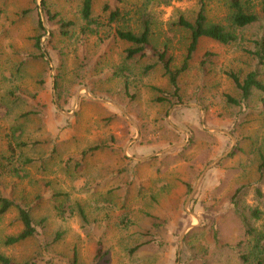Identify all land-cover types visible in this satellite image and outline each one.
I'll list each match as a JSON object with an SVG mask.
<instances>
[{
	"label": "rangeland",
	"instance_id": "obj_1",
	"mask_svg": "<svg viewBox=\"0 0 264 264\" xmlns=\"http://www.w3.org/2000/svg\"><path fill=\"white\" fill-rule=\"evenodd\" d=\"M44 3L57 18L75 23L69 35L58 34L41 0H21L20 37L7 38V46L0 48V193L30 207L42 225L33 238L6 247L4 238L19 226L14 211L0 216V253L18 263L70 264L76 251L77 264H92L100 241L103 264H202L194 255L206 264H242L238 255L246 252L248 241L226 211L232 192L257 178L264 115L258 97L249 108L229 105L224 97L238 96L226 72L245 74L254 66L245 50L251 49L257 25L242 29V39L232 45L201 40L194 61L178 78L182 101L168 107L154 101L155 88L169 89L160 68L143 72L154 62L150 51L126 61L128 44L114 39L113 32L139 31L143 6L155 22L152 44L159 51L166 46L172 66L179 67L188 36L173 23L179 13L192 19L197 1L171 0L163 6L145 0H96L92 14L103 25L85 35L80 34L81 0ZM204 3L210 21L223 18L221 3ZM106 5L120 10V19L110 26ZM38 21L43 32L36 29ZM38 33L43 58L36 57L33 47ZM205 52L213 56L202 73L198 62ZM89 96L121 106L134 126L119 110ZM27 111L33 113L20 119ZM8 141L23 143L17 148L23 169L18 176L6 174ZM100 142L106 149L82 157ZM151 155L137 163L131 158ZM219 157L191 194L204 168ZM26 159L32 164L22 163ZM56 192L71 217L62 219L52 208L50 197ZM262 224L264 220L258 227ZM190 225L194 227L181 239Z\"/></svg>",
	"mask_w": 264,
	"mask_h": 264
},
{
	"label": "trees",
	"instance_id": "obj_2",
	"mask_svg": "<svg viewBox=\"0 0 264 264\" xmlns=\"http://www.w3.org/2000/svg\"><path fill=\"white\" fill-rule=\"evenodd\" d=\"M96 0H81L79 16L84 25L80 29V34L85 35L92 33L95 29L102 27V23L93 17L92 9ZM150 3H156L158 5L167 6L171 0H145ZM197 1L200 6L192 19H187L184 15L178 14L173 26L187 33L188 43L186 46L184 57L179 67L172 66V57L168 55L166 46L159 51L153 44V26L154 18L151 14L143 12L140 8L139 13V31L132 29H116L113 32L114 39L128 44L124 48V58L126 61H130L136 56L146 54V51H150L154 62L144 68L143 72H149L153 68H160L163 77L169 84V89L155 88L154 101L160 104H166L168 107L180 103L182 101L180 88L178 86V78L184 73L190 64L194 61L196 52L201 40H210L223 46L235 44L241 38L240 31L246 27L257 25L258 33L253 40L250 41L251 49L245 50L248 57L254 62V66L251 70L245 74H239L233 71L226 72V76L231 81L233 87L238 93L237 97L231 95H225L224 99L227 104L235 107H247L253 103L254 98L258 97L257 103L260 113L264 115V81L261 79V69L264 68V0H194ZM205 1H217L221 3L224 8V16L219 21H210L207 16ZM41 6L43 12L47 18L55 20L57 23V32L61 36L69 35L70 31L75 27V23L71 20H63L57 18V14H52L48 7L45 5L44 0H41ZM103 12L107 15V26L115 23L120 19V10L118 8H112L108 5L103 7ZM37 30L43 32V27L38 21ZM41 34L38 33L33 37V47L37 52V58H43L44 54L40 52L39 38ZM213 54L211 52H205L198 62V69L202 72H206V67L210 62ZM34 58V55H33ZM123 67L115 69V74L119 75ZM33 112L27 111L20 114V119H25ZM168 128V126H166ZM17 130V128H14ZM175 135H181L176 130L170 129ZM8 154L4 161L8 166L7 173L11 176H18L17 174L23 169L20 164V155H18V149L21 148V144H13L7 142ZM105 142L96 143L91 145L85 151L82 152V157L94 154L100 150L106 149ZM181 150H184L182 148ZM178 150V151H181ZM172 153V152H171ZM169 153V155L171 154ZM180 156V155H178ZM22 162V161H21ZM32 160L26 159L22 163L32 164ZM257 178L251 183L242 184L237 187L229 198V206L226 211L234 217L238 225L240 226L245 239H247V250L244 253H239L238 259L242 264H264V225L260 227L259 224L264 220V152H258V162L256 167ZM187 190L190 185L186 184ZM40 199L39 196H37ZM62 195L54 193L52 195V208L56 214L64 219L65 217H71L73 212L66 211L65 206L59 202ZM250 197V198H249ZM67 198L65 197V200ZM67 201V200H66ZM77 210L81 217H83V208L77 203ZM15 213V221L19 226V230L13 234L8 235L3 240L4 246H12L24 242L33 238L38 232V227L42 225L33 219V214L30 207L20 204L16 199L10 196L2 195L0 193V216L8 214L10 212ZM194 229L193 231H196ZM216 237V232L214 233ZM186 238V237H185ZM215 239V238H214ZM249 239V240H248ZM217 240V239H215ZM243 242H239L237 248L242 245ZM97 250L95 252L92 264H103L105 252H103V246L100 241L97 242ZM134 247L131 253L137 249ZM194 255V254H193ZM196 259L202 264H206L203 257L194 255ZM0 264H30L29 262H15L8 256L0 253ZM70 264H77V253L73 252Z\"/></svg>",
	"mask_w": 264,
	"mask_h": 264
},
{
	"label": "crops",
	"instance_id": "obj_3",
	"mask_svg": "<svg viewBox=\"0 0 264 264\" xmlns=\"http://www.w3.org/2000/svg\"><path fill=\"white\" fill-rule=\"evenodd\" d=\"M21 5H22L21 4V0H0V48L5 47V45L7 46V44H8V42H6L7 38L20 37V34H21L20 33V31H21V23H22V17H21L22 16L21 15L22 6ZM12 47H14V46L12 45ZM91 100H93V99H91ZM99 100H101V101H98L101 104H103V105H111L116 110H119L123 114L124 118H126L133 125V122L128 118L127 114L125 113L124 109L121 106H119V105H117L115 103H113V105H112V104H109L107 102H104V100L110 102L107 99H99ZM93 101H95V100H93ZM117 106L119 108H121V110ZM56 108L61 114L62 113H66L65 115H70L67 112H63L59 107L56 106ZM137 135H138V133H137ZM134 146L135 145H133L130 148L131 152H132ZM125 151H124V153H125ZM152 155H155V153L152 154ZM152 155L151 156H147V157H140V158L133 156L131 158L133 160H135L136 163H137V162L145 161L149 157H152Z\"/></svg>",
	"mask_w": 264,
	"mask_h": 264
},
{
	"label": "water",
	"instance_id": "obj_4",
	"mask_svg": "<svg viewBox=\"0 0 264 264\" xmlns=\"http://www.w3.org/2000/svg\"><path fill=\"white\" fill-rule=\"evenodd\" d=\"M45 27V26H44ZM91 99H93V100H95V101H101V100H99V99H97V98H94V97H91V96H89ZM104 102H107V103H109V104H112L113 105V103H111V102H108V101H105L104 100ZM118 107V106H117ZM191 107H193V106H191ZM119 108V107H118ZM120 110H121V108H119ZM63 114H66V113H63ZM206 130H208V131H210V132H216V131H218V130H214V129H211V128H207V127H205V126H203ZM177 130H180V129H177ZM184 145V143L183 144H177V145H174V146H171V147H168L167 149H165V150H162L161 152H159L158 154H160V153H164V152H167V151H170V150H173V149H175V148H178V147H182ZM155 155H157V154H155ZM154 156V155H153ZM221 159V157H219V158H217V159H215V160H213L210 164H208L205 168H204V170H203V172L200 174V176H199V178L197 179V181H196V183H195V186H194V188H193V190H192V192H191V194L194 192V190H195V188H196V186L199 184V182H200V180L202 179V177H203V175L205 174V172L206 171H208L210 168H212L219 160ZM191 198V195L188 197V199H187V201L189 200ZM194 216V215H193ZM197 220H198V218L196 217V216H194ZM192 227H194L193 225H190L183 233H182V235H181V239L183 238V236L185 235V233L190 229V228H192Z\"/></svg>",
	"mask_w": 264,
	"mask_h": 264
}]
</instances>
